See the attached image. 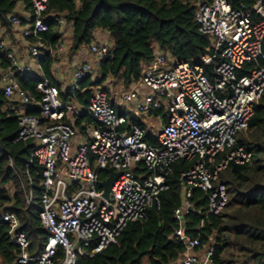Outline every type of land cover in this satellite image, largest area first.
Here are the masks:
<instances>
[{"label": "built area", "instance_id": "obj_1", "mask_svg": "<svg viewBox=\"0 0 264 264\" xmlns=\"http://www.w3.org/2000/svg\"><path fill=\"white\" fill-rule=\"evenodd\" d=\"M29 1L28 17L17 13L10 17L11 26L20 30L29 62L21 63L0 37V53L7 62L1 87L17 112V140L34 143L31 158L42 168L38 217L47 236L42 249L31 254L32 241L20 230L17 216L0 208V224L6 225L9 242L18 248L15 264H75L77 255H92L115 243L128 222L143 220L147 210L159 204L166 174L179 160L190 167L180 175L181 205L173 211L179 222L174 236L185 247L175 264H211L212 248L202 256L195 252L199 239L184 232L183 215L192 210L188 201L192 188L206 196L203 219L220 214L228 194L227 187L217 182L218 172L231 162L244 165L252 158L250 151L236 144V137L247 129L254 105L264 94V0L248 10L233 8L227 0L197 4L195 22L210 41L201 61L212 66V76L200 65L178 62L155 48L153 60L129 87L80 89L87 75L98 74L97 61L113 50L112 42L93 41L88 50L94 62L82 61L74 67L65 88L66 101L48 79L37 82L36 90L42 95L38 115L26 112L32 98L15 76L37 71L42 77L38 60L54 51L43 37L49 30L47 1ZM54 20L60 55L68 50L72 27L62 17ZM21 21L26 24L20 25ZM31 62L38 64L35 70ZM247 65L251 68L244 72ZM84 91L91 95L83 107L77 104V96ZM113 99L123 107L121 112ZM132 114L141 116L146 128L144 118L159 122L156 133L150 126L156 144L145 141L144 129L128 121ZM139 164L147 173L137 170ZM95 169L121 172L108 199L102 196V180ZM24 198L26 204L32 202L30 192ZM201 226L202 221L197 228ZM90 246L89 253L85 248Z\"/></svg>", "mask_w": 264, "mask_h": 264}, {"label": "trees", "instance_id": "obj_2", "mask_svg": "<svg viewBox=\"0 0 264 264\" xmlns=\"http://www.w3.org/2000/svg\"><path fill=\"white\" fill-rule=\"evenodd\" d=\"M46 1L45 22L49 30L43 37L54 53L38 60L42 77L20 72L15 76L18 86L32 98L26 107L28 114H39L42 95L36 90V84L42 78L58 89L63 100L69 95L56 79L54 63L59 57L56 49L60 33L55 17L71 24L68 55L76 54L82 46L89 47L97 30L106 32L112 40V52L97 61L98 74L87 75L79 83L80 89L103 85L109 80L120 88L129 87L153 60L155 48L178 62L200 65L212 76V66L201 61L210 41L199 32L194 18L197 4L211 0ZM227 1L233 8L248 10L257 0ZM19 5L30 14L29 0H0V27H12L10 17ZM25 24V21L20 23ZM6 67L7 62L0 53V208L17 216L20 230L32 241L30 252L34 255L42 249L47 236L38 217L42 168L31 158L34 143L17 140V112L11 108L1 87V71ZM249 68L247 65L243 71ZM90 95V91L78 94L77 104L86 106ZM158 113L166 123L164 112ZM140 117L132 114L128 121L144 129L145 141L156 144L154 135ZM236 144L250 151L252 158L244 165L231 162L218 172L217 182L227 187L225 209L203 219L206 196L198 188H192L188 198L192 210L183 215L182 227L184 232L199 239L197 249L212 248L211 264H264V94L254 105L247 129L236 137ZM189 167L190 163L185 160L173 163L165 177L166 188L159 194V204L150 207L143 220L128 222L115 243L92 255H77L75 264H175L180 260L185 247L174 236L179 222L173 217V211L181 205L180 175ZM139 168L140 172L147 173L143 165L139 164ZM95 171L101 180L108 175L106 169ZM28 192L32 198L30 204L24 198ZM201 221L202 226L197 228ZM6 229L5 224H0V264H15L18 248L9 242ZM91 247L85 250L90 253Z\"/></svg>", "mask_w": 264, "mask_h": 264}, {"label": "crops", "instance_id": "obj_3", "mask_svg": "<svg viewBox=\"0 0 264 264\" xmlns=\"http://www.w3.org/2000/svg\"><path fill=\"white\" fill-rule=\"evenodd\" d=\"M17 15L21 18L28 17L29 13L22 10V7L19 5L16 11ZM0 37L7 43V45L15 51V54L21 63H28L29 58L26 55L25 42L20 35L19 28L10 27L9 29H5L4 27H0ZM94 42H109L112 40L109 35L101 30H97L94 33ZM82 61L94 62V57L87 49H79L76 54L68 55L67 52L61 53L58 57V62L56 63V79L60 83L63 88H66V85L70 79V75L75 66H77ZM34 70L38 64L35 62H31ZM33 70V71H34ZM35 74L39 73L34 71ZM103 85H106L109 88L120 89L118 84L113 83L112 80L104 82ZM113 104L116 106L118 111H122L123 107L118 102L117 99H113ZM126 111V110H124ZM143 121L146 123L147 129L150 130L148 118H144ZM153 130V129H152ZM151 132V131H150ZM200 254V252H197Z\"/></svg>", "mask_w": 264, "mask_h": 264}, {"label": "water", "instance_id": "obj_4", "mask_svg": "<svg viewBox=\"0 0 264 264\" xmlns=\"http://www.w3.org/2000/svg\"><path fill=\"white\" fill-rule=\"evenodd\" d=\"M107 172H108L107 178H105L104 180L99 182V186L103 190L102 196L105 199H108L111 187H112L114 181L116 180V178L121 173V172L113 171L112 169H108Z\"/></svg>", "mask_w": 264, "mask_h": 264}, {"label": "rangeland", "instance_id": "obj_5", "mask_svg": "<svg viewBox=\"0 0 264 264\" xmlns=\"http://www.w3.org/2000/svg\"><path fill=\"white\" fill-rule=\"evenodd\" d=\"M80 49H87V46H82ZM161 101H162V103H165L164 99H162ZM148 121H149V126L153 127V131H154V133H156L157 132V128L159 126V122H157L154 117H151L150 119H148ZM243 135H245V133H243L241 135V137ZM239 137H240V135H239ZM195 251L196 252L199 251L200 252V256H202L203 253H204V248H199V249H197Z\"/></svg>", "mask_w": 264, "mask_h": 264}]
</instances>
